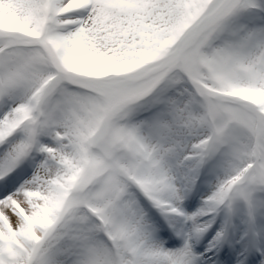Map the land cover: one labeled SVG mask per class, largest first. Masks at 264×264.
Masks as SVG:
<instances>
[{
	"label": "snow or ice",
	"instance_id": "1",
	"mask_svg": "<svg viewBox=\"0 0 264 264\" xmlns=\"http://www.w3.org/2000/svg\"><path fill=\"white\" fill-rule=\"evenodd\" d=\"M0 264H264V0H0Z\"/></svg>",
	"mask_w": 264,
	"mask_h": 264
},
{
	"label": "rangeland",
	"instance_id": "2",
	"mask_svg": "<svg viewBox=\"0 0 264 264\" xmlns=\"http://www.w3.org/2000/svg\"><path fill=\"white\" fill-rule=\"evenodd\" d=\"M210 191H211V189L206 185V184H203V191H202V193H203V196L205 197V196H207L208 194H210ZM191 198V197H190ZM189 198V199H190ZM186 200L185 201V205H187L188 206V201H190V200ZM193 204H194V202H193ZM186 207V206H185ZM196 207H186V210L187 211H192V210H194Z\"/></svg>",
	"mask_w": 264,
	"mask_h": 264
},
{
	"label": "bare ground",
	"instance_id": "3",
	"mask_svg": "<svg viewBox=\"0 0 264 264\" xmlns=\"http://www.w3.org/2000/svg\"><path fill=\"white\" fill-rule=\"evenodd\" d=\"M202 197H204L203 194H201V198H202ZM201 198H200V200H201ZM200 200H199L198 204L200 203ZM191 204H192V201H191V203H190V207L192 206ZM198 204L196 205V207L198 206Z\"/></svg>",
	"mask_w": 264,
	"mask_h": 264
}]
</instances>
